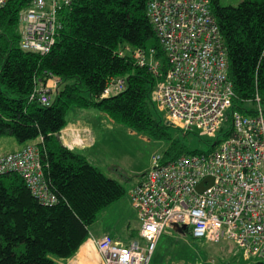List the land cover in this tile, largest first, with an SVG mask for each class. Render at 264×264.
I'll return each mask as SVG.
<instances>
[{"label": "trees", "instance_id": "trees-1", "mask_svg": "<svg viewBox=\"0 0 264 264\" xmlns=\"http://www.w3.org/2000/svg\"><path fill=\"white\" fill-rule=\"evenodd\" d=\"M31 2L10 0L0 8V138L11 135L21 144L40 147L58 202L45 205L20 175L0 173V264H61L54 258L75 255L89 238L90 226L126 193L117 180L61 141L71 110L94 109L138 133L167 135L163 114L152 100L155 76L130 54L120 55L127 47L154 49L161 72L167 71L166 53L147 13L148 0H72L58 13L57 42L47 54L20 47L19 16ZM211 10L228 49L236 93L226 120L236 111L255 113L257 94L264 110V0H242L236 6L211 0ZM112 77H125L127 87L105 97ZM52 78L58 80L52 90L55 99L43 105L32 95L39 82ZM229 133L222 127L221 135ZM215 145L190 151L175 140L165 159L210 152Z\"/></svg>", "mask_w": 264, "mask_h": 264}, {"label": "built area", "instance_id": "built-area-1", "mask_svg": "<svg viewBox=\"0 0 264 264\" xmlns=\"http://www.w3.org/2000/svg\"><path fill=\"white\" fill-rule=\"evenodd\" d=\"M10 0H0V8ZM72 0H32L20 12V47L25 51L49 53L57 42L58 13ZM147 13L168 60L163 74L155 50L127 47L140 67H148L156 78L152 100L167 123L183 132L195 129L216 140L206 153L182 155L172 160L154 154L143 181L130 191L138 213V238L130 243L109 234L96 239L104 264H151L161 237L176 226L190 227L194 238L210 243H230L243 249L246 259L264 260V110L259 94L255 113L232 114V128L221 139L226 114L236 97L229 77L228 49L211 10V0H148ZM54 79V78H52ZM48 82H39L32 98L43 105L55 99ZM127 87L125 77H112L103 96ZM0 110V118H1ZM74 131L63 144L93 140ZM227 133V132H226ZM15 172L32 194L45 205L58 202L47 182L42 152L36 143L0 155V173ZM213 182L202 192L199 184Z\"/></svg>", "mask_w": 264, "mask_h": 264}, {"label": "rangeland", "instance_id": "rangeland-1", "mask_svg": "<svg viewBox=\"0 0 264 264\" xmlns=\"http://www.w3.org/2000/svg\"><path fill=\"white\" fill-rule=\"evenodd\" d=\"M241 1L222 0V3L236 6ZM52 80V83H49L51 88L56 85L55 79ZM89 110L100 116L101 119L106 116L103 112L94 109ZM75 118H77V114L71 110L67 115V120H74ZM162 120L167 134L163 138L138 133L119 123H114L112 126L109 123L100 124L97 130L98 142L94 147L95 156L92 158L91 163L107 177L117 180L124 189H128L141 178L145 168L151 164L154 154H164L173 141L181 142L190 151H208L212 148V144L216 142L215 139L200 135L199 131L195 129L185 134L173 125L167 124L164 114ZM231 128L232 118L230 117L223 125V132L226 133ZM91 133L88 130L81 131L83 136L93 140ZM223 138L222 135L221 139ZM18 144L16 138L11 135L0 138V147L4 150H11ZM127 198L128 195L125 194L119 200L122 202L121 206L125 217L130 216L132 212ZM120 217L118 211H113L109 216V221L106 222V227L113 237L125 242L129 239L134 227L133 224L130 226L125 225ZM135 224L139 229L140 222L137 223L135 220ZM190 229L189 227L186 231H178L172 228L166 232L158 243L151 264H224L225 261L230 259L237 260L236 264H254L260 260L255 257L246 259L243 249L235 245L231 246L230 243H210L203 239L194 238ZM51 256L54 257V255Z\"/></svg>", "mask_w": 264, "mask_h": 264}, {"label": "crops", "instance_id": "crops-1", "mask_svg": "<svg viewBox=\"0 0 264 264\" xmlns=\"http://www.w3.org/2000/svg\"><path fill=\"white\" fill-rule=\"evenodd\" d=\"M52 81H53L52 79L48 81L49 86L52 83ZM73 111L77 114V118H75L74 120H69L67 127L63 129L62 131L63 133H65V135H67V138L69 141L73 140L74 138L73 135H74L75 130H79V131L88 130L92 132L91 137L93 138V141H94L92 144H87L83 146L75 144V147L73 149V150H76L84 154L88 158V160L92 162L91 160L95 156L94 147L96 146L98 142L97 130L99 129L100 124L109 123V125L112 126L116 122L104 112L103 113L106 114V116H103L104 118L101 119L100 116L93 114V112L90 111L89 109H84V110L73 109ZM24 146L25 144L19 143L11 150H4L2 147H0V155L16 152L22 149ZM150 166L151 164L145 168V170L143 171L141 175V178L138 181H136L133 186L129 187L128 189H125L126 190L125 194L128 195L127 199H129V204H130V207L132 208V212L130 216L125 217V214L123 215V210L121 206L122 202L118 200L112 203L100 214L97 221L90 226L89 238L87 239V241H85L81 245V247L79 248V250L77 251L75 255L67 259H59V258H54V259H56V261L61 264H104L103 257L99 253L95 240L102 237L105 234H109L113 237L112 233L106 227V222L109 221V216H111L113 211L119 212L121 216L120 219L124 222L125 225L130 226L131 224H133L134 229L131 231L129 235V239L126 240L125 242L130 243L132 240L137 239L139 229L136 227L135 220L138 223L139 219H138V213L134 209L132 202H131L130 191L133 187H135L141 181H143L145 174L150 169ZM125 201H126V198H125ZM134 234H137V235L134 236Z\"/></svg>", "mask_w": 264, "mask_h": 264}, {"label": "water", "instance_id": "water-1", "mask_svg": "<svg viewBox=\"0 0 264 264\" xmlns=\"http://www.w3.org/2000/svg\"><path fill=\"white\" fill-rule=\"evenodd\" d=\"M205 182H209V185L213 182V178L212 177H207L205 178L198 186V190L200 192H202L206 187H208L209 185H205ZM187 226L184 225V226H176L175 229L178 230V231H186L187 230Z\"/></svg>", "mask_w": 264, "mask_h": 264}]
</instances>
